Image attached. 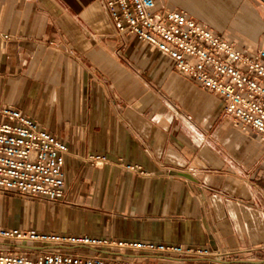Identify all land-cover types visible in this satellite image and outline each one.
<instances>
[{
  "label": "crops",
  "instance_id": "0c3cea01",
  "mask_svg": "<svg viewBox=\"0 0 264 264\" xmlns=\"http://www.w3.org/2000/svg\"><path fill=\"white\" fill-rule=\"evenodd\" d=\"M155 1L249 54L263 48L264 0ZM223 104L153 48L118 35L99 0H0V109L12 106L68 146L65 198L0 191V227L244 250L214 264H264V144L227 118ZM90 155L107 162L93 166L84 161ZM29 247L56 251L0 241V251Z\"/></svg>",
  "mask_w": 264,
  "mask_h": 264
},
{
  "label": "built area",
  "instance_id": "2783aa9c",
  "mask_svg": "<svg viewBox=\"0 0 264 264\" xmlns=\"http://www.w3.org/2000/svg\"><path fill=\"white\" fill-rule=\"evenodd\" d=\"M99 2L108 12L118 35L136 37L168 59L178 71L196 81L204 90L220 96L224 102L223 114L241 129L257 133L264 144V44L262 49L249 54L184 12L158 8L155 0ZM67 152L68 146L65 143L50 135L30 117L12 106L0 109L2 193L37 200L64 199L63 166ZM84 161L93 166H101L107 159L101 155H90ZM0 241L21 246L29 244L56 248V251L39 252L29 247L18 254L1 250L0 264H153L129 257L106 258L65 251L85 247L92 250L106 248L138 254L206 259L210 264L233 260L244 252L182 247L174 243L23 232L2 227Z\"/></svg>",
  "mask_w": 264,
  "mask_h": 264
}]
</instances>
